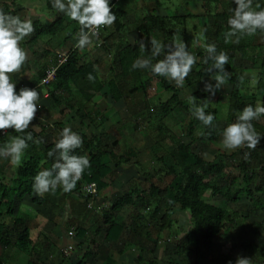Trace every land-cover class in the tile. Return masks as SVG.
Returning <instances> with one entry per match:
<instances>
[{
  "label": "trees",
  "instance_id": "16d2710c",
  "mask_svg": "<svg viewBox=\"0 0 264 264\" xmlns=\"http://www.w3.org/2000/svg\"><path fill=\"white\" fill-rule=\"evenodd\" d=\"M183 2L187 6L198 4L202 8L204 17L198 18L202 19L200 34L202 43H215L218 52L221 50L226 51L229 56L225 68L230 72V76L227 77L225 82L231 89L227 107L225 108L223 127L219 132L216 131L214 123L219 119L220 112L217 108L211 109L209 101L206 112H213L215 118L212 125L207 126L192 115L189 100L181 97L180 90L171 84L169 78L153 73L148 69L132 67L133 62L137 58L150 54L154 33H159L161 41L166 45L172 44L177 35H179L190 50L191 38L187 31L188 21L197 17L190 13L184 16L173 14L166 17L157 16L155 12L145 15L136 32L139 38L143 40L146 50L141 49V43L127 44L121 47L117 53L119 72L114 79L107 82L106 87L113 103H126L127 99H141L142 108L138 109L137 107L134 112L132 111L131 116L136 122H147L152 127V131L156 133L154 137L155 149L153 150L155 153L154 162H156L157 167L154 169V174L144 175L147 187L144 189H139L135 186L130 187L127 193L115 200L110 208L103 212L102 221L103 224L107 225V239L116 241L122 231L127 229L137 240V247L141 251L140 238L147 239L154 233H161L167 230H173L171 234L173 239L179 237L181 227L176 226L174 228L178 224V221L174 218L175 209L178 207L182 212L187 213L189 224L186 233L180 238L183 246H177L174 253L179 254L181 247H185L192 254L191 256L194 257L197 264H199V261L203 262L204 260H207V264H228V261L235 260L228 255L222 254L211 257L210 250L214 238L220 236L224 230L233 227L239 215L236 212H229L213 204L211 200L220 198L229 204H237L245 199L251 205L248 214L252 215L260 212L264 218V137L261 138L254 149L245 146V152L251 161H237L236 174L228 173L224 164L220 161L206 162L200 155L192 152L191 145L196 141L205 144L217 142L219 133L221 134L224 128L236 121L240 110L248 104H252L255 107L258 101H264V30L258 29L253 34L242 36L239 43L235 42L234 37L232 40L226 41L225 33L230 28L227 21L232 15L231 9L236 6L234 0H231L227 8L222 4L223 0H183ZM110 4L112 11L116 13L117 17L111 28L115 32H119L123 29L126 15L122 10L112 6L113 0H110ZM257 4L264 6V0H253V6ZM4 11L18 15L15 10L4 9ZM62 30L63 25L60 20L46 25L37 24L34 25L33 38L36 39L40 36L54 37L61 33ZM258 51L261 52L260 58L257 55ZM196 56L199 61V70L188 74L185 78L186 87H191L195 80L199 81L204 76H213V73L207 71V69L212 67L213 61L205 59L207 52L203 45ZM160 59H163V54L153 58V63ZM257 60L260 61V71L256 81L255 92H251L248 87L249 81L244 78L242 73L237 72L234 67L244 61L255 67ZM90 75L92 78H89ZM43 76L44 74L38 73L28 83L27 87H36ZM51 85L49 97L53 98L56 103L63 100V98L56 97L58 96L57 92H69L73 86L79 87L80 92H83L82 89L86 90L85 86L91 87L95 91L100 90L104 86L96 78L93 65L85 63L80 66L79 58L73 50L68 53L66 63L56 72ZM152 85L156 86L155 91H158V96L159 93H165L166 96H169L163 101L159 100L153 103V99L149 98L148 95V90ZM191 95L197 97L198 104L204 103L207 99L206 94L199 91H195ZM84 98L86 101L91 100V96L86 93ZM128 111H131L129 107ZM76 112L82 118L92 115V112H88V115H83V108L81 110L78 109ZM146 112H150L153 115L151 116L155 120L153 124H151V120H146L144 117L141 118ZM177 112L189 119L184 133V138L189 140V143L171 135L165 124V118L177 115ZM96 113L93 115L94 121L93 119L91 121V127L93 128L100 127L106 122V117H103L99 110ZM252 123L256 130L264 135V114H261L258 119H254ZM198 130L200 131V136L196 137L195 134ZM81 136L83 137L82 146L85 151L89 152L90 167L84 170L81 178L70 191H64L63 187L60 186L65 194H79L84 188L82 184L94 183L97 190L102 189L105 186L102 180L112 172V168L109 166L111 164L114 168L122 165L138 164L134 161L137 153L133 148H129L122 155H116L113 151H108V147L111 145H106L101 141L102 138L93 136L88 139L84 135ZM167 140L173 143V149H167L164 144ZM115 144L113 142L112 146L114 147ZM82 146L73 151L78 155H82ZM47 148L49 149H45V155L42 154L40 157L36 153L35 155L31 154L29 155L30 158L18 168L17 178L14 181L15 187L10 190H4L2 196V202L5 201L3 202L4 204L10 206L12 203L10 195L16 192V198L18 199L32 193L33 177L39 172L40 168H50L54 163L55 157L48 156V152L54 147L48 146ZM245 152H242L243 156H245ZM253 158L257 159L258 167L252 165ZM155 177H157V180L170 177L171 180L164 187H159L153 182ZM207 192L209 193L208 197L205 195ZM88 197L90 196L88 195ZM32 202L40 205L43 199H32ZM124 208L132 210L131 221L126 226L117 224L114 219ZM252 226L255 230L259 228L264 230V220L261 223L252 224ZM75 232H77V236L82 233L77 229ZM14 247L20 252L31 256V241L27 228L16 231ZM239 249L242 256L251 259L252 264H264V243L242 240L239 243ZM86 256L85 253V258H82L77 264H86ZM64 258L66 259V257ZM140 259V257L136 258L137 261ZM151 264L162 263L152 260Z\"/></svg>",
  "mask_w": 264,
  "mask_h": 264
},
{
  "label": "crops",
  "instance_id": "0c3cea01",
  "mask_svg": "<svg viewBox=\"0 0 264 264\" xmlns=\"http://www.w3.org/2000/svg\"><path fill=\"white\" fill-rule=\"evenodd\" d=\"M121 1L113 0L112 6L122 10L127 16L126 10L129 8L122 7ZM181 1V5H185L183 0ZM150 3L153 5H150ZM150 3L146 5L147 9L143 11L140 9L139 12L146 13V15L155 12L160 17L173 15L174 10L170 14L167 12L171 9L169 4L172 3L171 1L150 0ZM167 4L169 5L167 6ZM0 8L17 11V14L22 18H30L33 25L51 24L57 20H60L63 25L61 33L54 37L40 36L34 39V32H32L21 42V45L28 51V59L18 71L10 73L12 81L16 83L17 91L27 86L38 73L44 74V71L54 65L59 56L68 54L71 50L76 52L80 66L85 63L93 65L96 78L104 85L98 91L86 86L84 87L86 90L82 89L83 92H80L79 87L76 88L74 86L71 87L69 92L59 91L56 97L63 98V100L58 101V103L49 97V92L52 88L51 83L46 87H34L40 92V98L37 101L39 105L38 118L33 119L28 130H31L32 125L38 124L39 132L32 130L33 140L28 142V147L19 163L14 162L10 157H0V264H77L82 258H85V253L87 255L86 264H151L152 260L162 264H179L175 263L172 258V261L165 259L166 247L161 245V241L158 238L159 233H154L147 239L140 238L141 251L137 247V240L127 229L122 231L116 241L106 237L107 225L103 224L102 214L110 208L115 200L127 193L130 187L135 186L131 180L138 176L135 177L132 174H140V171H144L137 168L138 165H122L118 168L112 167V164L109 165L112 168V172L102 180L105 186L97 190L94 196L88 197L83 191L79 194H65L60 186L54 192L49 191L40 195L33 187L32 193L23 196L21 199L16 198L17 192L15 193L16 195L11 194L12 203L10 206L4 204L3 202L5 201L2 202L4 190H10L15 187L14 181L17 178L18 168L30 158L29 155H35V153L38 156L45 155L44 151L49 149L47 148L48 146L54 147L59 139V133L64 127L70 126L73 131L84 135L88 139L93 136L102 138L101 141L106 145H111L108 147V151H113L116 155H122L129 148H133L137 153L136 158H138L141 152L136 144L138 139L127 144L128 142L121 135L122 131L127 129L128 126H130V132H139L143 135L144 126L147 122L144 121L142 127H140L141 124L136 122L131 116L132 111L134 112L137 107L138 109L142 108L141 99H127L126 103H123L126 115L124 117L113 119L107 114V110L111 108L110 102L113 103V101L108 95L106 84L109 80L114 79L119 72L118 51L127 44L143 43L136 31L134 35L137 38L132 39L129 37L126 17L123 29L119 32H115L111 28L112 25L107 26L117 36L106 38L107 34H102V32L99 37H93L90 45L80 49L77 47V34L80 30L79 23L55 9L52 0H0ZM158 11L165 14L159 15ZM141 19L143 20V17ZM159 40L161 41V38ZM98 42H102L103 46L98 47ZM157 92L155 95H157ZM85 93L91 96L90 101L85 100ZM148 95L149 98L153 99V103L156 102L150 91H148ZM102 100L109 105L103 107L104 103ZM159 100L161 99L158 98L157 101ZM128 107L131 111H126ZM82 108L83 115H88V112H92V115L90 117H80L76 111ZM101 109H104V111H101ZM98 110L103 117H106V122L100 127L93 128L91 127V121L92 119L94 121L93 115L97 114ZM114 114L117 116L116 112ZM128 114L130 115L129 117ZM146 120H150L149 114L146 115ZM145 127L147 128L148 126ZM9 133L12 135L20 134L10 129L4 138H0V143L9 139ZM139 137L141 138L140 135ZM151 138L153 147L151 150H147L152 152L151 161L154 164V137L151 136ZM37 140H39V143L36 142ZM113 142L116 143L114 147L112 146ZM82 150V155L86 154L89 156V152L85 151L83 146ZM148 151L144 150L141 153L145 154ZM42 169L40 168L39 171ZM126 171H130V173ZM141 174H143L142 178L144 179V175L152 174V171L147 170ZM156 180L157 177L153 179V182L156 183ZM82 185L85 186L87 184ZM158 186L160 187L159 184ZM39 198L43 199L40 205L32 202V199ZM1 205L5 206L1 207ZM131 213V209L124 208L114 219L117 224L126 226L131 221ZM14 222H16L15 225H13ZM22 228H27L29 232L31 256L20 252L14 247L15 233ZM71 228L77 229L82 233L77 236V232H75L74 237H69L67 233ZM112 236L114 235L112 234ZM155 239H158L156 244ZM69 246H72L73 249L65 259L62 251ZM137 257L141 259L137 261ZM193 264L197 263L194 262Z\"/></svg>",
  "mask_w": 264,
  "mask_h": 264
},
{
  "label": "clouds",
  "instance_id": "9594fccd",
  "mask_svg": "<svg viewBox=\"0 0 264 264\" xmlns=\"http://www.w3.org/2000/svg\"><path fill=\"white\" fill-rule=\"evenodd\" d=\"M52 3L55 9L77 21L81 26L77 34V47L80 49L90 45L93 37H99L105 30L99 34L100 26L106 28L117 18L116 13L112 11L110 0H52ZM234 4L236 6L231 9L232 15L227 21L230 28L225 33L226 41L234 37L235 42L239 43L242 36L253 34L258 29L264 30V6L259 4L253 6V0H234ZM33 31L34 25L30 18H22L0 8V130L10 128L20 133L19 135L9 133V139L0 143V157H10L16 163L21 161L28 142L33 140L32 130L39 132L38 124L32 125L31 130H28L39 109L37 103L40 98L39 90L25 86L17 91L16 83L10 76V73L18 71L28 59V51L21 42ZM151 43L150 54L137 58L132 67L148 69L173 79L182 86L198 57L189 50L188 45L179 35L172 44L166 45L156 38H153ZM140 47L146 50L143 43ZM203 48L207 52L205 59L213 61L212 67L207 71L213 73L215 80V83H205V91L214 96L220 85L230 76V72L225 68L229 56L226 51L218 52L215 43H205ZM162 54L163 59L153 63V58ZM89 78H92L91 75ZM41 81L42 79L37 86L49 85H41ZM189 102L192 115L204 125H212L215 114L206 112L208 101L198 104L197 97L191 95ZM261 114H264V101H258L255 107L248 104L240 110L236 121L223 129L224 146L228 149L240 146L256 148L264 135L256 130L252 121L258 119ZM36 142L39 143V140ZM82 144L83 137L70 126L60 131L54 148L48 152L49 157H55L54 163L50 168H43L33 177V187L38 194L54 192L59 186H62L64 191H70L75 187L84 170L90 167V159L86 154L78 155L73 151ZM228 264H251V259L238 256L235 261H228Z\"/></svg>",
  "mask_w": 264,
  "mask_h": 264
},
{
  "label": "rangeland",
  "instance_id": "374dc122",
  "mask_svg": "<svg viewBox=\"0 0 264 264\" xmlns=\"http://www.w3.org/2000/svg\"><path fill=\"white\" fill-rule=\"evenodd\" d=\"M159 1L161 2L171 1L172 2V3H169L171 5V9H169L170 11H167L169 14L174 10L173 14H177L179 16H184L190 13L192 15H195V17H197L194 20H189L188 27H187V31L190 34V38H191L190 51H192L196 55L197 52L200 49H202V45H203L202 40L200 38L201 28H202V19H198L199 17H204L202 8L198 4L196 5L193 4V5H188V6L181 5L182 3L181 0H159ZM121 2H122L121 3L122 7L129 8L126 10L128 13L126 16V21H127L126 25L129 28V37H131L132 39L137 38V36L134 35L136 31V27L138 24H140L142 20L141 18L146 15V13L139 12V10L141 9L143 11L147 9L146 5H149L150 0H122ZM230 2L231 0H223L222 4L225 6V8H227ZM169 4H167V6ZM150 5H153V4L150 3ZM158 13L159 15L165 14L161 11H158ZM102 34H107L106 38L117 36V34L113 30L111 29L109 30L107 26H106V30H104ZM153 38H156L157 40H159V38L161 37L159 33H154ZM257 55L259 57L261 55V52L258 51ZM255 63L257 65H255V67H252L250 66L251 65L250 63L248 64V62L244 61L243 63H240L238 66L234 67L237 69V72L239 71V73H242L244 78L249 81L248 87L251 92H255L256 81L258 78V73L260 71V68H259L260 61L257 60ZM198 70H199V61L197 59V62L192 66V70L189 73H193ZM170 81L172 85H174L178 90H180L181 97L185 100H189L191 93H194L195 91H199L201 93L206 94L207 96L206 100L209 101L211 109L217 108L219 109V112H220L219 119L214 123V127L217 132H219L220 129H222L223 122L225 119V108L227 107L228 96H229L230 89H231V87L226 82L220 85V87L216 90L215 95L213 96V95H210L209 92L205 91L206 82L215 83L213 76H210V77L204 76L199 81L195 80V82L193 83L191 87H186L185 83L182 86H180L173 79H170ZM154 90H155L154 85H152L148 90L150 91L152 97H155L154 101H157L158 98H160L163 101L169 96V95L166 96L165 93H162V94L160 93L159 96L155 95L157 91H154ZM102 102L104 103L103 107H105V105H109L105 103V101L103 100ZM110 104H111V108L107 110V114L113 117V119H118L116 117L120 118V117L126 116L123 103L114 104L110 102ZM112 109H115V110H112ZM101 111H104V109H101ZM114 112L117 113V116L114 114ZM147 114L150 115L151 124H153L155 120L151 117L153 115H151L149 112H146L141 118L143 117L146 118ZM129 116L130 115L128 114V117ZM164 121H165L166 126L170 130L171 135H173L175 138H178V139L180 138L184 140V142L186 143H189V140L184 138L186 126L188 125V121H189L188 117H185V116L183 117L182 114L177 112V115L168 116L167 118H165ZM138 123L141 124L140 127H142V123L140 122ZM145 126H148V127L147 128L145 127V131L143 135L142 133L140 134L139 132H135V133L130 132L129 130L130 126H128L127 129H124L121 135L123 138H125V141L128 142L127 144H130L133 140L138 139L136 144L137 146H139L138 150H140L141 152H143L144 150L146 151L151 150V148L153 147L151 136L152 137L156 136V133L152 131V127H150L148 123H146ZM222 133L221 134L219 133L218 141L212 144L199 143L198 141L194 142L193 145H191V150L193 153L200 155L206 162H217V161L222 162L225 166V170L228 173L236 174L237 173V167H236L237 161L245 162L249 160L251 161V159L247 155L243 156L242 154V152H245V146H240L235 149L226 148L223 144ZM139 135L141 136V138L139 137ZM195 135L196 137H199L200 131L198 130ZM169 141L170 140H167V142H165V146L167 147V149H173L174 145L171 141L170 142ZM141 152H140V156L138 158H135L134 161L138 163L137 168H140L144 171H140V174H135V173L132 174V175H135V177L137 176L138 177L134 178L131 181L132 183H134L135 187H138L139 189H144L145 187H147V183L145 182L146 181L145 178L144 179L142 178L143 174L141 173L147 170H150L152 171V174H154L153 170L156 169L157 165H156V162H154L153 164V162L151 161L152 152L148 151L145 154ZM252 160H253L252 165L258 167L257 159L253 158ZM130 171H126V172L130 173ZM170 180H171L170 177L160 178L156 180V184L157 185L159 184L160 187H164L166 184L169 183ZM205 195L208 197L209 193L207 192ZM211 202L213 204L218 205L221 208L226 209L229 212H236L239 215V217L236 218V223L233 227L224 230L220 236H217L214 238L213 244L210 250L211 257H215L217 255L222 254V255H228L234 260H236L238 256H242V253L240 252V249H239L240 241L246 240V241H251L255 243H258V242L264 243V230L261 228L255 230L252 226V224L261 223L264 220L263 215L260 212H256L255 214L249 215L248 213H249V209L251 208V205L249 204L247 200L243 199L237 204H229L220 198H215V199H212ZM174 218L178 221V224H176L174 228L176 226L181 227L180 229L181 234H179V237L176 239L172 238L171 234L173 230L171 231L167 230V231H164L158 234V238L161 241V245L166 247L165 259H167L168 261L170 259V261H172L171 260L172 258L175 263H179V264L181 263L182 264H193L194 262H196V260L194 259L193 256H191L192 254L189 253V251L185 249V247H181L179 254H175V253L172 254V252H174L175 249H177V246H183L182 242H180V238H182L184 234L186 233V230L188 229V224H189V218H188L187 213L182 212L178 207L175 209ZM156 241H158V239L157 240L155 239V244H156ZM174 245H175V248H174ZM198 263L207 264V260H204L203 262L199 261Z\"/></svg>",
  "mask_w": 264,
  "mask_h": 264
},
{
  "label": "built area",
  "instance_id": "2783aa9c",
  "mask_svg": "<svg viewBox=\"0 0 264 264\" xmlns=\"http://www.w3.org/2000/svg\"><path fill=\"white\" fill-rule=\"evenodd\" d=\"M105 29V26H100V31L99 34ZM102 45L101 42L97 43V46L100 47ZM68 58V55H63V56H59L56 60V63L54 65H52L51 67H49L46 71H45V75L42 78L41 81V85H48L51 83V81L54 79V77L56 76V72L58 71V69L66 63ZM38 118V113H36V116L34 117V119ZM9 129H4V130H0V138H4L7 133L9 132ZM83 192L89 196H94L97 193V187L96 184L91 183V184H87L84 186L83 188ZM68 236L69 237H74L75 236V230L73 228H71L68 231ZM73 247L69 246L66 250L62 251V255L65 257H68L70 255V252L72 251Z\"/></svg>",
  "mask_w": 264,
  "mask_h": 264
}]
</instances>
